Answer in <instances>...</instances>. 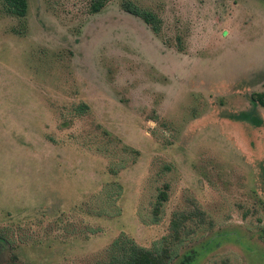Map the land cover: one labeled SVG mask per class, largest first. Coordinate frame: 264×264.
<instances>
[{
	"label": "rangeland",
	"instance_id": "1",
	"mask_svg": "<svg viewBox=\"0 0 264 264\" xmlns=\"http://www.w3.org/2000/svg\"><path fill=\"white\" fill-rule=\"evenodd\" d=\"M88 1L0 0V264L158 248L181 211L170 264H264V0Z\"/></svg>",
	"mask_w": 264,
	"mask_h": 264
},
{
	"label": "trees",
	"instance_id": "2",
	"mask_svg": "<svg viewBox=\"0 0 264 264\" xmlns=\"http://www.w3.org/2000/svg\"><path fill=\"white\" fill-rule=\"evenodd\" d=\"M106 2L107 0H89L88 11L90 13H97L105 6ZM1 3L7 14L24 17L27 13L28 0H1ZM122 8L143 20L154 33H159L161 19L154 11L142 8L131 1H123ZM249 100L253 106L260 105L264 107V92L251 94ZM82 109H85L84 105L80 107V110ZM247 115V113H243L242 115L235 116V118L248 119L257 126L261 124L259 119L247 117ZM167 189L168 185L164 184L156 195L154 204L155 215L159 213L163 203L168 199ZM192 211L201 210L193 209ZM188 217H191V214L189 215L185 211L174 213L170 222L171 233L163 237L161 245L158 248L141 246L133 238L120 235L113 239L106 248L104 257L96 260L93 264H170L176 255V247L182 241L183 233L187 232L185 230V222ZM261 237L264 239V232Z\"/></svg>",
	"mask_w": 264,
	"mask_h": 264
}]
</instances>
